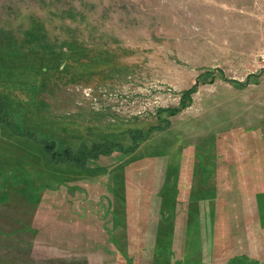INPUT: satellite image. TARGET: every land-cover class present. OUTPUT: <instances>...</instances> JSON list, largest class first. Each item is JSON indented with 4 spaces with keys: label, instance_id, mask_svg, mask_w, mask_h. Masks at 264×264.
I'll use <instances>...</instances> for the list:
<instances>
[{
    "label": "rangeland",
    "instance_id": "obj_1",
    "mask_svg": "<svg viewBox=\"0 0 264 264\" xmlns=\"http://www.w3.org/2000/svg\"><path fill=\"white\" fill-rule=\"evenodd\" d=\"M263 48L264 0H0V264H264Z\"/></svg>",
    "mask_w": 264,
    "mask_h": 264
},
{
    "label": "trees",
    "instance_id": "obj_2",
    "mask_svg": "<svg viewBox=\"0 0 264 264\" xmlns=\"http://www.w3.org/2000/svg\"><path fill=\"white\" fill-rule=\"evenodd\" d=\"M10 72H7V75H10ZM36 83H34V85L32 86V91L35 94L36 93V89L40 84L38 83L37 85H35ZM17 87L13 86L12 84L8 87H4L2 91L6 92L4 94H2V99L5 97H8L9 95L11 96V101L10 103H13V99L16 98L18 96V94L20 93H14L16 91ZM21 95V94H20ZM28 99V98H27ZM25 100V99H24ZM6 101V100H5ZM4 100H2V102L0 103V114L4 115V121H1L2 124H5L7 126V128L10 127L11 123L8 121V113L9 110L8 108L6 110H4L3 108V102L6 104ZM15 111V109L13 110V112ZM8 112V113H7ZM142 132V131H140ZM147 134L151 135L150 132H147ZM142 140V142L147 140L146 134H142L140 135V137H135V135H133L132 141H133V145L131 147V152L134 153V151H136L140 145V141ZM85 144V143H83ZM48 145V144H47ZM46 145V150L47 153L52 157V160L54 162V159L56 157V154H54L53 150H49L47 148ZM118 146H115L114 143H107V142H102L100 144H96L93 145L92 148L88 147L87 145H83L77 153L74 154L70 148H66L61 154H57L59 156H61V158L59 159V163H70V164H75L78 168L83 169L85 168L86 163H88L90 161V159L93 161L95 159L98 160L99 156L103 155H109L111 154L113 151L116 150V148L118 149L117 151H120L122 146L120 144H117ZM0 157H2V147H0ZM126 151V150H125ZM0 163H2V158L0 159ZM55 163V162H54ZM41 198V196H40Z\"/></svg>",
    "mask_w": 264,
    "mask_h": 264
},
{
    "label": "built area",
    "instance_id": "obj_3",
    "mask_svg": "<svg viewBox=\"0 0 264 264\" xmlns=\"http://www.w3.org/2000/svg\"><path fill=\"white\" fill-rule=\"evenodd\" d=\"M258 59L261 61L262 65L264 66V48L259 52Z\"/></svg>",
    "mask_w": 264,
    "mask_h": 264
},
{
    "label": "crops",
    "instance_id": "obj_4",
    "mask_svg": "<svg viewBox=\"0 0 264 264\" xmlns=\"http://www.w3.org/2000/svg\"><path fill=\"white\" fill-rule=\"evenodd\" d=\"M0 225H1V227H0V240H1L2 239V222H0ZM0 246H2V240L0 241ZM0 251L2 253V248H0Z\"/></svg>",
    "mask_w": 264,
    "mask_h": 264
},
{
    "label": "flooded vegetation",
    "instance_id": "obj_5",
    "mask_svg": "<svg viewBox=\"0 0 264 264\" xmlns=\"http://www.w3.org/2000/svg\"><path fill=\"white\" fill-rule=\"evenodd\" d=\"M45 197L43 196V198L42 199H44ZM41 199V200H42ZM40 208L42 209V206L40 205ZM33 228V227H32ZM35 229H38L37 227H34ZM40 230V229H39Z\"/></svg>",
    "mask_w": 264,
    "mask_h": 264
}]
</instances>
